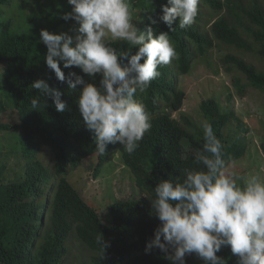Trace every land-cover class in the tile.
I'll return each mask as SVG.
<instances>
[{
    "label": "trees",
    "instance_id": "obj_1",
    "mask_svg": "<svg viewBox=\"0 0 264 264\" xmlns=\"http://www.w3.org/2000/svg\"><path fill=\"white\" fill-rule=\"evenodd\" d=\"M8 1L0 0V18L1 5ZM65 1V13L71 12L72 6ZM263 1L201 0L194 24L185 29L178 27V21L173 25L176 30L169 33L170 39L180 59L160 67L162 75L144 93L137 94L151 113L153 127L131 155L119 143L109 145L107 155L95 152L94 133L86 128L76 103L79 93L71 92L47 67L44 61L47 48L40 42V34H20L11 30L9 22L0 21V62L6 65V88L19 115V121L1 124L0 130L22 134L20 158L26 163L18 179L0 181V264H65L73 239L93 253L94 264H119L125 259H129L127 264H170L158 249L145 252L160 221L149 215L142 202H114L109 206L112 223L107 225L98 210L74 187L71 172L82 164L95 163L93 176L98 177L119 151L138 189L151 198L161 179L182 178L185 168L197 167L193 160L195 151L204 143L203 124L198 127L183 115L180 119L173 117V113L181 112L186 97L178 88L177 78L190 73L195 59L222 45L236 51L223 57L221 63L226 73L239 75L233 79L238 93L244 94L242 79L255 88H264V68L248 58L264 63ZM163 3L166 0H153L144 28L149 16L158 20ZM61 17L54 28L74 22H65ZM155 27L157 33L169 31L162 22ZM112 46L118 50L131 49L133 54L138 50L121 41L112 42ZM61 68L66 76L70 71L83 75L75 67L63 69L61 64ZM38 79L46 80L63 93L65 112H57L47 97H41V103L46 100L47 107L32 110L31 99L40 93L31 85ZM99 79L97 76V84ZM200 109L204 122L211 123L224 146L225 160L229 156L234 162L242 159L245 148L239 138L232 133L226 135L231 124L239 121L235 113L223 110L213 98L204 100ZM239 125L243 127L241 121ZM260 149L264 155V141ZM4 168H0V178ZM100 233L108 243L103 259L97 244ZM217 255L228 260V264H236L230 252L221 251Z\"/></svg>",
    "mask_w": 264,
    "mask_h": 264
},
{
    "label": "clouds",
    "instance_id": "obj_2",
    "mask_svg": "<svg viewBox=\"0 0 264 264\" xmlns=\"http://www.w3.org/2000/svg\"><path fill=\"white\" fill-rule=\"evenodd\" d=\"M200 3L166 0L158 20L149 16L141 29L134 22L133 0H68L72 10L61 19L78 27L59 34L40 31L47 67L71 92L79 93L76 103L86 128L94 133L96 153L107 155L108 146L117 143L129 155L140 148L153 125L137 94L162 75L160 67L180 59L169 33L176 30L177 21L180 29L194 24ZM159 22L169 31L157 33ZM115 41L138 50L135 54L118 50L112 46ZM61 64L63 69L78 68L83 75L70 71L66 76ZM31 88L40 93L31 99L33 111L47 107L41 97L51 99L57 112L67 109L63 93L46 80L34 81ZM202 128L204 143L193 160L197 167L185 168L182 178L161 179L153 189L149 215L160 224L145 252L158 249L170 264H186V256L193 254L203 264H228L217 255L227 247L237 264H264V179L230 171L234 161L230 156L225 160L224 146L211 123L205 121ZM97 244L103 259L108 243L102 233Z\"/></svg>",
    "mask_w": 264,
    "mask_h": 264
},
{
    "label": "rangeland",
    "instance_id": "obj_3",
    "mask_svg": "<svg viewBox=\"0 0 264 264\" xmlns=\"http://www.w3.org/2000/svg\"><path fill=\"white\" fill-rule=\"evenodd\" d=\"M264 3V1H263ZM153 0H133L134 22L144 29V19L151 13ZM67 3L65 0H9L1 5V22H9L11 30L20 34H40L42 29L59 34L66 32L75 25L70 22L55 27V22L65 13ZM209 25H206L208 28ZM71 34V33H70ZM235 50L217 45L205 55L192 62L188 75L177 78L178 88L186 95L181 112L173 113V117L180 119L187 116L198 127L204 122L200 105L204 100L213 98L223 110L235 113L239 121L231 124L226 135L239 138L240 144L245 148L242 159L237 160L230 167L239 176L259 174L264 179V155L260 149L264 141V88H255L242 79L245 86L244 94L238 93L233 85L237 73H226L221 59ZM250 58L257 67L264 68V63L258 59ZM6 65L0 62V125L12 124L19 121V115L14 102L8 93L5 84ZM22 134L18 132H5L0 130V168L4 172L0 181L9 182L18 179L26 166L21 156L20 140ZM95 163L82 164L71 172L70 180L80 192L84 200L93 205L99 212L103 223L110 225L112 219L109 206L118 200H137L142 202L151 212L149 198L138 189L130 170L124 165L119 151L115 152L111 161L106 164L98 177L93 176ZM158 220L155 216H151ZM69 247V257L65 264H94L93 253L85 248L76 239ZM222 251L230 252V248ZM144 252L140 253L142 255ZM232 255V253H231ZM237 264V257H231ZM129 259L119 264H127ZM189 264H203L195 254L186 256Z\"/></svg>",
    "mask_w": 264,
    "mask_h": 264
}]
</instances>
